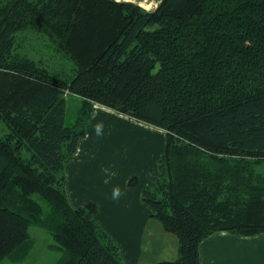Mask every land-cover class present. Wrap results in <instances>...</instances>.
Returning <instances> with one entry per match:
<instances>
[{"label": "trees", "instance_id": "trees-1", "mask_svg": "<svg viewBox=\"0 0 264 264\" xmlns=\"http://www.w3.org/2000/svg\"><path fill=\"white\" fill-rule=\"evenodd\" d=\"M31 34L74 73L23 53ZM67 93L80 100L71 124ZM95 105L165 135L142 199L177 257L137 264H199L213 233H264V0H0V262L37 226L62 264H127L97 205L73 207L65 190Z\"/></svg>", "mask_w": 264, "mask_h": 264}, {"label": "crops", "instance_id": "crops-1", "mask_svg": "<svg viewBox=\"0 0 264 264\" xmlns=\"http://www.w3.org/2000/svg\"><path fill=\"white\" fill-rule=\"evenodd\" d=\"M116 1L141 5L138 0ZM159 2L143 7L153 10ZM115 113L94 106L85 135L65 167V190L73 207L97 205L95 220L118 246L124 263H154L166 256L167 244L174 239L151 217L142 191L161 175L157 162L165 149V135ZM98 123L102 124L100 135L95 131ZM131 178L136 179L134 185L128 183ZM115 187L120 189L119 199L112 198ZM174 253L171 259L177 257L176 248ZM199 264H264V233H213L199 245Z\"/></svg>", "mask_w": 264, "mask_h": 264}, {"label": "rangeland", "instance_id": "rangeland-1", "mask_svg": "<svg viewBox=\"0 0 264 264\" xmlns=\"http://www.w3.org/2000/svg\"><path fill=\"white\" fill-rule=\"evenodd\" d=\"M138 0L141 3L142 8L153 6L155 2L158 0ZM145 9V8H144ZM39 36V37H38ZM40 35H29L26 37L22 44L24 45V52L30 57L33 58H43L47 59L48 62L52 65L54 69L63 71L66 75L70 76L74 73V63L72 60L68 59L62 54H46L47 50H45ZM96 106V105H95ZM79 108H80V100L71 94L66 95V107H65V123L71 124L75 121L77 116L79 115ZM118 114L115 113V116ZM89 122V121H88ZM87 122V124H88ZM86 124V128H87ZM157 167L159 169V159L157 162ZM260 171L264 170V167H259ZM160 171V169H159ZM44 204L43 201H41ZM29 234L31 236L29 244L26 245V249H19L18 253L15 254L17 259L14 256H7L5 257L0 264H62L65 256L61 250H58L54 239L42 228L37 226H30ZM171 238L174 239L167 244L168 251L166 252V256H161L162 260H172L170 257H174L175 248L177 249V239L174 237L173 234H169ZM172 246V251H171ZM18 256H21L20 258ZM123 261V260H122ZM158 261V260H155Z\"/></svg>", "mask_w": 264, "mask_h": 264}, {"label": "clouds", "instance_id": "clouds-1", "mask_svg": "<svg viewBox=\"0 0 264 264\" xmlns=\"http://www.w3.org/2000/svg\"><path fill=\"white\" fill-rule=\"evenodd\" d=\"M95 131L98 135H100L102 133V124L101 123H98L96 126H95ZM121 195V192H120V189L119 187H115L113 189V193H112V198L113 199H119Z\"/></svg>", "mask_w": 264, "mask_h": 264}]
</instances>
